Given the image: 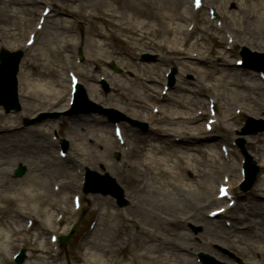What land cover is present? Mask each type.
<instances>
[{"label":"bare ground","instance_id":"6f19581e","mask_svg":"<svg viewBox=\"0 0 264 264\" xmlns=\"http://www.w3.org/2000/svg\"><path fill=\"white\" fill-rule=\"evenodd\" d=\"M224 1H225L226 4H228V3L230 4V0H224ZM8 2H10V4H12L11 1L0 0V21H1V16L4 15L5 12L7 11L6 10L7 7L9 8ZM261 4H264V3H261ZM258 6H259V4H258ZM240 13H242V9H240ZM179 17L182 19L181 16H179ZM146 26H147L146 23H141L140 27L131 28L130 26L125 25L123 22H121L120 23V30L123 31L126 34H131L133 36V35H137L140 32L141 28L146 27ZM173 28L175 30V33L178 34V33L181 32V27H180V25L178 23H177L176 26H173ZM152 32L153 33L157 32V29H154ZM146 33H148V32H146ZM150 35L151 34H148L147 36L149 37ZM244 40H250V37L249 36H245ZM100 48H101V46L99 44H95V48H94V51H92V55H94L95 57L100 56V54L104 55L105 52H103V48H101V49ZM51 52H52V54L54 56H56L58 59H60L61 54L57 50H53ZM180 54L183 55V53H180ZM183 65H184V67H187L185 65V63ZM64 81L65 80L62 79V83H59V85L61 86L62 89L65 86V85H63ZM29 84L34 89H36L40 93V96H42L44 99H47V98L49 99L50 96H55V98H56L60 94L64 93L63 92L64 90H62V91H61V89L57 90L53 85H51L52 82L48 84L47 88H45L44 86H41L40 84H38V83H36L34 81H32V82L30 81ZM23 88H24L23 92H22L23 95L22 94L21 95L24 96V97H27V95L30 94L28 92V90H27L28 89L27 83H24ZM239 94L240 93H236V95H239ZM246 95H247V93H245V96ZM40 100H39L40 103H45V101H40ZM65 101H66V96H65V93H64L62 95L61 102H65ZM199 102H201V101H199ZM25 103L28 104V108L29 109L37 107V104H35L33 102L26 101ZM31 103H33V105ZM68 108H69V105L65 108V110H67ZM191 116H192L191 114L189 116H187V118L185 120L186 124H188V123H190L192 121H195V119H191L190 118ZM1 119L2 118H0V121H1ZM174 120H175V118L173 117L171 119V121L174 122ZM184 126H182V127H184ZM89 127H91L89 124H83V123L77 124L75 126V128H78V133H79V131L81 129L82 130L83 129H88ZM92 130H93V128H92ZM188 130H190V129L186 128V131L184 130L185 131L184 133H186ZM38 131H42V129H35L34 131L31 132L32 137H33L32 141H37V139H36V136H37L39 142L40 141L43 142L41 144V146L43 148L45 147L44 149L49 148L51 143L47 141V146H46V141L41 139L42 135H39L40 132H38ZM36 132H38L39 134H37ZM78 135L80 136V139L85 137V135H83L81 133H79ZM14 136H16V134L8 136V138H7L8 144L5 145L3 147V149H0V152L6 153V156H7L8 159L9 158H15L14 160H11V162H18L20 160H25V157H32V158L34 157L36 159L37 155L40 154V152H42L41 150H40V152L37 151V148H36V146L38 145L37 143L33 142L31 144V146L29 147V143L28 142L23 143L21 140H17V138L14 137ZM261 145H262V142H261L260 139H255L254 141H250L248 143V147L253 149V150L259 149ZM75 152L77 153L78 150H76ZM176 152L177 151H174L175 156H176V160L173 162V164H170L169 156L172 155L170 152L168 153L169 154L168 156L166 155L165 158H162V159H157V157H155L154 155H151V157L149 156V159L155 164V166L152 169H148V171L147 170L143 171V173H145V174H149V171L153 172L154 168L158 171L157 175H158L159 178H158L157 184H158L159 187H156V189L154 188V192H156V191H160L161 192L163 189H167L166 195L168 197H170L171 201H175V200L178 201V199H176V196L173 194V192L171 191L170 188H164V187L168 186L169 184L172 185L173 182H176L175 184H173L174 187L180 186V184H182V178H183L182 177L183 176L182 172L180 173V171H178L179 169L181 170V167H182V164H181L182 162L181 161L182 160L180 158L179 152L177 153L178 156L176 155ZM133 153H135V151H133L132 154ZM189 156H190L191 160L195 159V158H193L194 157L193 154H190ZM138 159H139L140 164L142 166H144V167H146V165L149 162L147 158H144L142 156L141 157L139 156ZM163 162H167L169 165L168 166L163 165ZM132 166H133V164L131 163L128 167H132ZM207 167L209 169L204 167V170H199V172H201V173H199V175L201 176V178H205V179L208 176L207 180L214 182V179L216 177H215V173H214V170H213V165L212 164H207ZM46 173H47V171L44 174L40 173V169L36 168L34 170V174H33L32 179H31L30 190L25 191V190L22 189V193L26 196L27 192H28V197H30V198L36 197L37 199H39L40 198V194H39V191H38L37 187H38V184L40 185V183H43V179H44L43 176H45ZM141 177L142 178H139V179H135L134 177H131L130 178V182H131V184L134 187V193L138 196V204L141 207H144L146 205H149V203H147V200L144 199L143 196H146L151 191L150 187L153 188L154 184H151L149 186L148 191H147L146 184H148V181H145V179H144L145 177H143V176H141ZM167 178H173V181L170 180V179L168 180ZM154 187H155V185H154ZM17 192H18V196L20 195L19 197H23V195L21 193V190H17ZM99 199L101 200V198H99ZM104 201L106 202V204L108 206H110V202L108 200H104ZM178 202H180V201H178ZM177 205L181 206L180 203H178ZM177 205L175 203H173V202H170V203H168L166 205V207L172 208V207L177 206ZM261 206H264V203H262ZM109 209H110V207L106 206V211L104 212L102 220H101V223H100L101 226H103V228H102V237L98 236L97 239H101L102 238L101 239L102 241H104V239H103L104 234L105 233L106 234L109 233V231L112 228V226H115V224L117 223V221L115 219L114 212H110ZM259 212H260V214L258 216V218H259L258 225H260L261 228L264 230V207H261ZM140 213H141V215H146L147 212L141 211ZM169 213H171V212L169 211ZM151 219H152V221H154L153 218H151ZM161 222H162V230L164 229V231L169 236H173L174 239L178 238L181 241V243H186V234H185V232H184V230L182 228L177 227V230L174 231L170 226H168V227L165 226V220L164 219H162ZM157 223H158V225H160V221H157ZM168 225H170L169 222H168ZM99 229H100V227H99ZM0 233H1V231H0ZM226 233H227V231H224V229H223L222 231H218L215 234H218V235L225 234L226 235ZM154 234H155V236L157 237V239L159 241H161V242H163V243H165L167 245L171 244L166 238L163 237V236H166L165 234H162L163 236L160 235L159 233H154ZM242 235H243L242 237L246 238V239H249V237H251V235L246 233V232H244ZM2 238H4V236H0V239H1V241L3 243H6L7 240L6 239H2ZM240 242L242 243L243 241H240ZM97 243H99V242H97L96 239L93 240L92 244H91V246H93V247H91V248H93V250L97 249L100 252L95 251V250H94L95 252H91L90 251L89 254L91 255V259H90L88 264H104L106 262V259L104 257L107 256V254L111 253V251L106 250V248L108 247L109 243L108 244L107 243L106 244L105 243L97 244ZM174 244L175 243L173 242L172 245H174ZM238 244H240V243H238ZM97 246H99V248H95ZM213 246H214V244H213ZM244 246L245 245H238V247L241 249V252L244 255H246V256H252V253L247 251V249ZM140 247H142V246H140ZM155 251L158 252V247L157 246L155 248ZM133 254L137 255L138 253H133ZM173 255L176 256V258L178 260H182V258H183V256L181 254H179V252H175L172 249L168 250L167 253H165V254H158L157 256L153 255L152 257L149 256L147 253H142V254L138 255L136 258L139 261L143 262V264H170L171 261H172V256ZM162 256H164L165 260H163ZM40 257H41L42 260L45 261L44 257H42V256H40Z\"/></svg>","mask_w":264,"mask_h":264},{"label":"rangeland","instance_id":"374dc122","mask_svg":"<svg viewBox=\"0 0 264 264\" xmlns=\"http://www.w3.org/2000/svg\"><path fill=\"white\" fill-rule=\"evenodd\" d=\"M52 1H54V2H57V3H59V6H61V8L59 9V10H67V6H68V3H69V1H67V0H52ZM156 1V3H157V6H158V9H160V10H162V11H164V12H167V14H169V12H171V11H168L170 8H172V9H174V11H175V13H178L179 11L177 10V8H178V1L176 2V4H175V2H174V0H155ZM176 1V0H175ZM251 1H255V0H251ZM260 1V0H259ZM256 2V1H255ZM73 6V5H72ZM176 6H177V8H176ZM13 7V12H12V15H11V12H9V9H8V7H7V9H8V12L6 11L5 12V14L4 15H2L1 16V23H0V36L2 37H5V38H3L4 40H5V42H6V45H8L9 47H11V48H14V47H16L17 45H21V44H19L20 42H22V39H23V33H22V29L23 28H20L21 26L20 25H22L23 24V22L21 23L20 22V19L22 20V18L20 17V13L19 12H17V8L16 7H14V6H12ZM11 7V8H12ZM167 9H165V8ZM9 8H10V6H9ZM73 8L75 9V6H73ZM233 8H238V6L236 5V1H235V3L233 4ZM6 9V10H7ZM154 11H157L156 9H154ZM173 11V12H174ZM179 13H181V12H179ZM248 15V14H247ZM260 20H258V19H255L254 17H252V16H250L249 15V18L246 20V26L247 27H249L250 29L252 28V29H255L256 30V32H257V38H258V40L263 44L264 43V17H261V15H260V18H259ZM18 22H19V24H18ZM61 24H64L63 22H60V24H58V25H53V24H51V26H49L50 28H48L47 30V33H46V35L44 36V38H43V40L41 41V44L39 45V47L37 48V50H35V55H34V60H35V64H36V66H38L39 64H41L42 62H43V59H45V54L47 53V52H49L50 51V49L53 47V45H54V43L56 42V39H57V37H56V32H58L59 31V29H57V31H56V29L55 28H57L58 26H60ZM14 28V29H13ZM16 28H18L17 30H15ZM72 28H75V27H72ZM12 30V31H11ZM14 30H15V34H16V38L14 39V40H12L10 37H8V33H11V32H14ZM60 32H64V31H60ZM62 36H64V35H62ZM75 37L74 36H71L70 35V30L68 29V33H67V39L66 40H61L60 42H58V43H56V45L58 46V49H59V51H60V45H62L63 43H65L66 41L68 42L69 40H73ZM70 41V42H71ZM73 42V41H72ZM257 48H262V49H264V47H257ZM65 55V54H64ZM64 59V58H63ZM54 62L53 63H50L51 64V67H49L48 66V68L47 67H45L43 70H44V75H43V77L41 78V79H34V78H31V79H34V80H36V81H39L38 83H40V84H42V85H45V84H47V82H51V81H54V86L55 87H57V90H59L60 89V87L58 86V84L61 82V76L60 75H58V74H60V73H62L63 72V61H62V59L60 60V62H58V59L57 58H55V57H53V59H52ZM29 70H27V72H28ZM48 73H49V76L46 78L45 76L46 75H48ZM65 76V75H64ZM190 78L191 79H193L194 80V76L193 75H191L190 76ZM65 79H66V77H65ZM228 87V90L229 91H231V90H236V87H234L233 89H231L229 86H227ZM221 90L223 91V89L221 88ZM227 90H225V91H223V94H225L226 96L225 97H227V95H229V92H226ZM186 96V98H192V96L191 95H187V94H185ZM53 98V96L51 97V99ZM236 101H239V100H237L236 99ZM226 104H227V100H226ZM235 105H237V103L235 102L234 104H232L231 105V112L233 111V109H234V107H235ZM199 107H201L200 105H197V107L196 108H194V109H192V111L191 112H195L196 111V109L197 108H199ZM20 119H21V117H20ZM19 120V118H14V121H18ZM22 120V119H21ZM92 127H94L93 125H91ZM231 127H232V129L234 130L235 128H236V126L234 125V124H231L230 125ZM95 128H97L96 126H95ZM105 128V130H106V132L108 131V135H109V137H110V141H111V136H110V129L109 128H106V127H104ZM88 136L89 135H91V138H98L97 136H99V135H101V133H98L97 131H94L93 133H90V134H87ZM87 136V137H88ZM19 137H21V134L19 135ZM23 137V136H22ZM22 137H21V140L22 141H24L23 139H22ZM80 141V140H79ZM81 143L83 142V141H80ZM85 143H87L86 141H84ZM90 144V143H89ZM104 151V150H103ZM54 152V151H53ZM53 152H51V153H53ZM51 153L50 154H40L39 156H38V158L36 159V160H34V162H28V161H24V164L30 169L31 167H33V164L36 166L38 163H42V161H43V163H44V160H46L47 162H49L48 161V159H49V157H51ZM182 155L183 156H185V150L183 149L182 150ZM99 154H101V155H104L105 156V152H101V153H99ZM115 154H116V152L114 151L113 153H112V155L109 157V160H115V162L117 163L118 161L116 160V158H115ZM41 155H43V156H41ZM56 154H54V156H55ZM53 157V156H52ZM88 157L89 158H87L88 159V161L93 165V167H95L96 168V166H95V163H96V161H98V159L95 157V156H93V155H88ZM105 158H106V156H105ZM114 158V159H113ZM171 159H175V157H172ZM197 159V158H196ZM51 160V159H50ZM54 161V160H53ZM0 162L1 163H3V164H5L6 162H3V160L1 159L0 160ZM171 162H173V161H171ZM18 163V162H17ZM17 163H15V164H17ZM52 163V162H51ZM106 163V162H105ZM13 167L14 166H10V165H5V169H8V168H12V170H13ZM92 167V166H91ZM203 168V167H202ZM98 169H100V165H98ZM115 170L114 169H112V168H110V172L112 173V175L113 176H115V177H117L118 179H119V181H120V183L124 186V187H127V185L120 179V177L119 176H117L116 174H114L115 172H114ZM114 172V173H113ZM201 173V172H200ZM2 174V173H1ZM12 174V171H10V173H9V177L8 176H6V177H4L3 179H6V180H9V181H16L14 178H13V176L11 175ZM49 176L48 177H46L45 179H44V184L43 183H40V185L38 184V188H40V190L42 191V193L43 194H45V195H47V193L48 192H50V189H51V186H50V182H49ZM195 180H194V182H193V189H195V191H193L192 193H190V191H189V193H186V192H184V190H181V194H185V196L186 197H189V198H191V199H195L196 201H199L198 199L205 193V192H202V190L200 189V186H203V184H205L204 183V181H201L200 179H201V177L200 176H197V177H195L194 178ZM45 187L47 188V190L45 189ZM42 188V189H41ZM183 188H187V187H183ZM191 190V189H190ZM44 195V196H45ZM164 192H163V194H161V196H158L157 198H161L162 200H161V204H166V201H168L169 200V198L168 197H166V195H165V197H164ZM204 197H205V194L203 195ZM128 199L130 200V203H131V197H129V195H128ZM154 199H156V198H154V197H152V200H154ZM166 201H165V200ZM159 200V199H158ZM201 200H203V199H201ZM181 202V201H180ZM200 202H202V201H200ZM254 202H256L255 203V205H260L262 202L264 203V196H261V197H259V198H257V201H254ZM1 204V203H0ZM186 203L185 202H183L182 201V206L183 205H185ZM254 204V203H253ZM152 207L153 208H158L159 207V205H155V204H153L152 205ZM14 208H16L15 206H12L11 207V209H14ZM162 208V207H161ZM161 208H158V210L156 209V210H153V211H157V212H159L160 211V209ZM148 209L149 210H152L149 206H148ZM89 211H90V209H89ZM88 211V212H89ZM143 211H145V210H143ZM140 211H137L136 213H134L135 215H137V216H139L138 218L142 221V224H144V226L145 227H148L149 229H152V226L154 227V228H159V226L156 224V218L153 216V215H151L150 213H148V214H146V215H139L140 213H139ZM239 213H240V210H239ZM91 215H92V213H90ZM153 218L154 219V221H152V219L151 218ZM158 221V220H157ZM9 224L11 225V227H9ZM0 230L3 232V231H6L7 230V232H8V229H10V228H12V227H14V228H18V229H20V225H19V223L17 222V217L15 216V213L13 214H11V216H10V218L8 219V222H4V224L2 223V222H0ZM123 229L124 230H126V231H122V229H121V237H124L125 235H128V234H130V231H131V227H129V226H127V225H123ZM112 232H113V227L111 228V230L109 231V234L106 236V239H107V242L109 241V239L111 238V239H113L114 238V236L115 235H117L118 234V232L115 230L114 231V233H113V235H112ZM249 233L252 235V232L251 231H249ZM100 237H102V233H101V235H100ZM212 239L211 240H213L214 239V237L215 236H210ZM96 240L98 241V239L96 238ZM103 242V241H102ZM106 242V243H107ZM220 242V241H219ZM119 242H117L116 244H118ZM220 243H222V242H220ZM224 248V247H223ZM220 252H221V250H220ZM236 259H238V256H234Z\"/></svg>","mask_w":264,"mask_h":264},{"label":"snow or ice","instance_id":"6c2138e0","mask_svg":"<svg viewBox=\"0 0 264 264\" xmlns=\"http://www.w3.org/2000/svg\"><path fill=\"white\" fill-rule=\"evenodd\" d=\"M197 3H199V0H197Z\"/></svg>","mask_w":264,"mask_h":264}]
</instances>
